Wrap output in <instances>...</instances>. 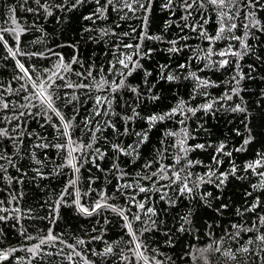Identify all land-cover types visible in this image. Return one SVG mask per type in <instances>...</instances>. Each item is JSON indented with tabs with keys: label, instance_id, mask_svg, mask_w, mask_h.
Wrapping results in <instances>:
<instances>
[{
	"label": "trees",
	"instance_id": "obj_1",
	"mask_svg": "<svg viewBox=\"0 0 264 264\" xmlns=\"http://www.w3.org/2000/svg\"><path fill=\"white\" fill-rule=\"evenodd\" d=\"M226 5L0 0V264H264V0Z\"/></svg>",
	"mask_w": 264,
	"mask_h": 264
},
{
	"label": "snow or ice",
	"instance_id": "obj_2",
	"mask_svg": "<svg viewBox=\"0 0 264 264\" xmlns=\"http://www.w3.org/2000/svg\"><path fill=\"white\" fill-rule=\"evenodd\" d=\"M77 2H79V0H77ZM209 2L211 4L217 5L219 7L227 6L226 5V0H209ZM232 2H234V0H232ZM109 3H112V0H109ZM124 6L127 7V8H129V9L132 8V5L131 4H127L126 3ZM189 7H191V5H189ZM88 18H90V17H88ZM235 27H236V25L233 24L232 25V28H235ZM21 31H22V29H21ZM224 31H225V28L223 26H221L220 29H219V31H218V33H217V36L214 39H219L220 36L222 35V33ZM127 47H132V46L131 45H128ZM173 51H175V49H173ZM10 54L14 55V53H11V50H10ZM220 55H224V53H220ZM127 60L131 61V57L130 56L127 57ZM74 62H75V59H74ZM17 63H18V66L20 67L21 71H23L25 73V76H28V71H27V69L24 68V65L23 64H20L19 61H17ZM119 63L121 65H123L124 67H128V65L125 63V60L124 59H121L119 61ZM225 63H226V61H225ZM61 70L62 71H65V72L70 70V66H64L63 63H62V60H61V63L56 66V70L51 72L50 76L48 77V80L49 81H52L53 78L57 77L60 74ZM46 71H48V70H46ZM89 75H91V73H89ZM28 78H29V80H31V77L30 76ZM168 79L171 80V79H174V77L169 76ZM107 84H108V81L102 79L100 82H97L95 84V87H97L98 89H103L104 86L107 85ZM122 85H123V81H121V84L120 85H116V84L113 83V85H112L113 90L118 89ZM33 87L36 89V92H35L33 98L39 99L41 105L46 106V108L48 110H51L52 112H54L55 115L58 116L61 119V121L63 122L64 121V117L53 106V99H52V96L48 93L47 87H45V82L43 80H41L39 85H37V84H35V82H33ZM68 87H72V85H68ZM78 87H87V86L86 85H79ZM104 99L105 98L98 96V97H96V103L99 105V104H101V103L104 102ZM3 107L6 108L7 105L5 104V105H3ZM210 107H211V105H204V108L205 109L210 108ZM176 110L177 109H173V113H175ZM234 110H241V109L237 108V109H234ZM163 118L164 117H156V116H153V117H150L149 119L151 121H155L157 119H163ZM70 126H71L70 125V122L63 123L64 135H66V136L68 135V129L70 128ZM0 135H7V133L3 129H0ZM69 142L71 144V141H69ZM182 143H183V141H181V144ZM245 143H247V141H245ZM56 147L57 148H62L64 146L63 145H56ZM88 147H90V145ZM198 147H202V146H198ZM222 148H223V145H221V149ZM75 151H77L76 148H70V150H69V154H68L69 158L67 160V164L69 166L75 167V165L73 164V159L74 158L72 157V153L75 152ZM259 163H260V161H257L256 162V164H259ZM248 167L249 168H252V167H254V165L250 164ZM76 170L78 171V169H76ZM161 171H163V169H161ZM233 171H235V169H233ZM175 175H176V179L179 180L180 179L179 173H176ZM262 175H264V174H262ZM70 183H74V182H70ZM221 183H223V181H221ZM140 191L141 192H144V191H146V189L140 188ZM180 191L182 193L185 192V191L191 192V189L188 188V185L185 183L184 186L180 189ZM101 207H102L101 203H97L95 205V207L92 209V211H96L97 209H100ZM139 207L140 208H143L144 205L143 204H140ZM252 207L255 208V205H253ZM78 210L81 211V212H83V213L90 214L89 213V210L86 209V208H83L82 206H80L78 208ZM112 210L113 211H118V214L119 215L124 216V213H123L122 210H117L115 208H113ZM147 211L149 213H152L153 212V209L149 208ZM0 219H3V217H0ZM124 219L127 220V217L124 216ZM136 219H139V216H137ZM260 219H261V223H264V217H261ZM126 227H128L129 233L132 234L131 224L130 223L126 224ZM234 227H236V226H234ZM133 238L135 239L134 234H133ZM56 239H57V237H55L54 235H52L51 232H49V235L47 236V238L46 239H42L40 241V244H45L46 242L55 241ZM256 239L264 242V235L258 236V237H256ZM77 243L78 244H83L84 241L80 240V241H77ZM249 243H251V241H249ZM68 247L74 248L73 245H68ZM38 248H39V245L35 246L32 249H28V251L32 252L35 255L36 252H37V250H38ZM140 248H141V245L139 243H136L135 250H134V254L138 258H142L145 261V264H147V257H144L143 252L142 251H139ZM212 250H213V246L212 245H209L208 248L203 249L202 251L203 252H208V251H212ZM111 251H112V248L111 247H108V248L105 249V253H110ZM214 251L215 252H220L221 251L220 246H219V242H216V247H215ZM238 251H240L241 253H246V252H248V249L247 248H241ZM75 254L76 255H79V253H75ZM223 255L228 256L231 259H234L235 258V256H234L233 253L227 252V251L224 252ZM7 258H8V253H0V261L6 260ZM69 259H71V256L69 257ZM206 264H207V262H206Z\"/></svg>",
	"mask_w": 264,
	"mask_h": 264
}]
</instances>
